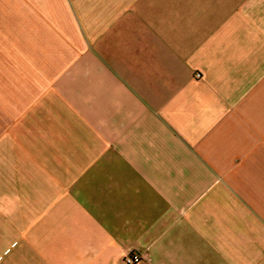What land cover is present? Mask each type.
<instances>
[{
	"label": "crops",
	"instance_id": "0c3cea01",
	"mask_svg": "<svg viewBox=\"0 0 264 264\" xmlns=\"http://www.w3.org/2000/svg\"><path fill=\"white\" fill-rule=\"evenodd\" d=\"M7 23L0 264H264V0H8Z\"/></svg>",
	"mask_w": 264,
	"mask_h": 264
},
{
	"label": "rangeland",
	"instance_id": "374dc122",
	"mask_svg": "<svg viewBox=\"0 0 264 264\" xmlns=\"http://www.w3.org/2000/svg\"><path fill=\"white\" fill-rule=\"evenodd\" d=\"M7 5L8 0H0V46L6 45V34H7ZM5 72V71H3ZM5 78H7V74H4ZM4 119L0 118V126L4 125ZM4 123V124H2Z\"/></svg>",
	"mask_w": 264,
	"mask_h": 264
},
{
	"label": "built area",
	"instance_id": "2783aa9c",
	"mask_svg": "<svg viewBox=\"0 0 264 264\" xmlns=\"http://www.w3.org/2000/svg\"><path fill=\"white\" fill-rule=\"evenodd\" d=\"M197 77L201 75L197 74ZM123 262L124 264H147V258L137 251H129L125 254Z\"/></svg>",
	"mask_w": 264,
	"mask_h": 264
}]
</instances>
